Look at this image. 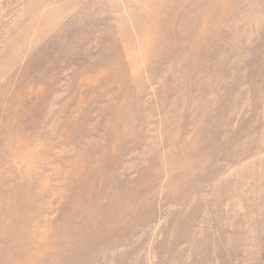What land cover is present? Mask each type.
Returning a JSON list of instances; mask_svg holds the SVG:
<instances>
[{
  "label": "rangeland",
  "instance_id": "1",
  "mask_svg": "<svg viewBox=\"0 0 264 264\" xmlns=\"http://www.w3.org/2000/svg\"><path fill=\"white\" fill-rule=\"evenodd\" d=\"M0 264H264V0H0Z\"/></svg>",
  "mask_w": 264,
  "mask_h": 264
},
{
  "label": "bare ground",
  "instance_id": "2",
  "mask_svg": "<svg viewBox=\"0 0 264 264\" xmlns=\"http://www.w3.org/2000/svg\"><path fill=\"white\" fill-rule=\"evenodd\" d=\"M165 9V8H164ZM166 11H167V9H165ZM168 12V11H167ZM160 29L158 28V27H155V28H153V29H151L150 31L152 32V33H154L155 34V36H154V39L157 41V42H160V32L161 31H159ZM205 36V35H204ZM133 75V74H132ZM125 82V81H124ZM77 182V181H76ZM76 182H74L73 183V185H75L76 186ZM81 183H78V186L80 185ZM78 200L79 199H74L73 201H72V203L73 204H76L77 202H78ZM6 209H9L8 207H6Z\"/></svg>",
  "mask_w": 264,
  "mask_h": 264
}]
</instances>
